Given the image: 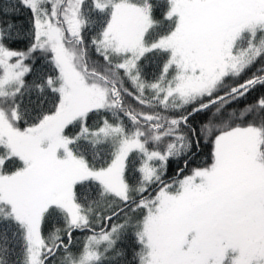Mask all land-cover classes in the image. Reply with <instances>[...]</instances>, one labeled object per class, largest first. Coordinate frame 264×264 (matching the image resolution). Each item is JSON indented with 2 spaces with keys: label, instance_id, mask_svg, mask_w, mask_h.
I'll return each instance as SVG.
<instances>
[{
  "label": "snow or ice",
  "instance_id": "1",
  "mask_svg": "<svg viewBox=\"0 0 264 264\" xmlns=\"http://www.w3.org/2000/svg\"><path fill=\"white\" fill-rule=\"evenodd\" d=\"M0 264H264V0H0Z\"/></svg>",
  "mask_w": 264,
  "mask_h": 264
}]
</instances>
